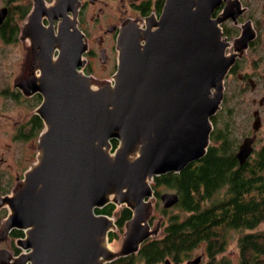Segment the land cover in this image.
<instances>
[{
    "label": "water",
    "instance_id": "1",
    "mask_svg": "<svg viewBox=\"0 0 264 264\" xmlns=\"http://www.w3.org/2000/svg\"><path fill=\"white\" fill-rule=\"evenodd\" d=\"M34 1L22 32L39 69L33 90L42 96L36 113L44 126L36 161L1 199L8 213L0 236L12 228L24 231L19 246L29 251L13 264H106L135 254L158 233L162 219L149 223L153 180L205 155L225 76L255 30L247 21L231 42L223 37L220 23L236 21L243 11L238 0H227L216 17L212 12L221 0H166L158 18L149 15L119 28L112 81H95L77 71L86 46L66 15L74 14L75 2L70 7L53 0L44 9ZM44 15L50 26H37ZM230 46L234 52L226 54ZM260 125L254 111L253 135L235 154L240 165L253 152ZM159 199L168 209L178 195L164 192ZM110 203L131 211L117 251L108 241L117 213L95 212Z\"/></svg>",
    "mask_w": 264,
    "mask_h": 264
},
{
    "label": "flooded vegetation",
    "instance_id": "2",
    "mask_svg": "<svg viewBox=\"0 0 264 264\" xmlns=\"http://www.w3.org/2000/svg\"><path fill=\"white\" fill-rule=\"evenodd\" d=\"M40 1H42L44 9H47L53 3V0ZM67 1L69 2L67 5L70 7L73 2L76 4L74 14L72 11H69L66 15L70 19L75 20L76 28L82 34V40L86 46L81 57L83 65L82 67H78L77 71L91 76L95 81H100L108 80L107 77H111L116 71V40L119 28L134 20L141 21L149 15H154L158 18L166 0ZM226 1L221 0V3L214 8L212 17H216L222 12ZM259 1L238 0L240 9L243 11L236 17V21L229 18L220 23L223 37L230 42L240 34L242 25L247 21L251 22L255 30V38L248 43L245 53L242 57L236 59L225 78L233 71L235 72L236 68H239L241 60H244L250 50L255 47L258 29L256 28L257 19L254 17L259 9ZM34 2V0H0V231L2 223L8 213L7 206L1 205V199L9 195L19 185L24 173L36 161L38 136L44 126L42 119L36 113V109L42 101V96L33 90L35 78L39 75V69L34 63L31 45L27 39L28 37L22 32L28 16L34 10ZM57 24L58 20H53L52 26L54 27L55 33L57 32ZM37 26H50L49 18L46 15L40 17ZM232 32L236 34L232 36ZM233 52L234 49L230 46L226 49L225 53L231 54ZM57 54L58 51H55L53 56L56 57ZM237 78L242 102H247L246 93L248 91L253 93L259 89L257 75L254 73L238 72ZM251 102L256 104L251 112L252 117L253 112L257 111L261 121V125L255 133V140L252 144L254 151L255 143L259 140V131L264 121V95L258 100L252 97ZM252 135L253 130L251 128V131L247 132L242 137V140ZM159 197L160 194L158 195ZM168 209L164 210L168 211ZM162 213L163 217L161 218L158 233L155 237H150L144 241L140 245V248L144 243L159 240L164 236L166 227L163 224L165 214L164 212ZM149 223L152 226L153 223ZM115 226L116 229L110 231L108 235L112 232L119 234L123 232L124 227L120 231L116 223ZM160 232L163 233L162 236L159 235ZM227 233L224 235H227ZM23 237L24 231L17 228L10 229L4 237L3 235L0 236V264H13L21 254L28 253L29 250H23L19 246V240ZM227 244L226 236L222 248L212 250L211 253L209 250H206L204 244H201L200 246L203 245L206 254L205 262L200 255L193 256V252L198 248L196 247L193 250L186 251L177 261L171 257H167L157 264H230L231 260L229 256L225 255ZM237 247V264H241L238 240ZM138 252L135 254H138ZM135 254L131 255L135 257ZM218 255L220 256L218 257ZM141 260L146 264L144 259ZM27 264H30V262L28 261Z\"/></svg>",
    "mask_w": 264,
    "mask_h": 264
},
{
    "label": "trees",
    "instance_id": "3",
    "mask_svg": "<svg viewBox=\"0 0 264 264\" xmlns=\"http://www.w3.org/2000/svg\"><path fill=\"white\" fill-rule=\"evenodd\" d=\"M219 112L211 117L212 125L219 121ZM116 144V140H112L113 148ZM237 149L238 144L230 139L228 126L223 129L213 126L209 146L200 160L178 173L154 178L152 186L156 198L159 191L155 186L174 190L178 202L173 207L182 215H169L164 236L144 243L138 252L139 259H144L146 264H157L167 257L177 261L186 251L201 244L211 253L222 248L224 234L230 229L252 230L264 225V143L254 149L242 165L235 156ZM115 209L117 206L110 203L95 212L108 216L117 213L115 223L122 231L131 211L125 206L118 211ZM115 237V232L110 233L108 241ZM238 246L241 264H264V228L241 235ZM135 262V257L129 255L106 264Z\"/></svg>",
    "mask_w": 264,
    "mask_h": 264
},
{
    "label": "rangeland",
    "instance_id": "4",
    "mask_svg": "<svg viewBox=\"0 0 264 264\" xmlns=\"http://www.w3.org/2000/svg\"><path fill=\"white\" fill-rule=\"evenodd\" d=\"M22 2V1H21ZM259 9L256 12V16L254 18L257 19L256 28L258 29V35L255 42V47L250 50V52L245 56L244 60H241L239 64V68H236V71L228 75L224 80V97L221 103L220 112L217 117L219 121L217 124L213 123L214 129L218 128H225L228 126L230 139L234 144H238L241 142L242 137L247 134V132L251 131V122L253 120L252 117V110L254 109L256 104L251 102V98H255L258 100L261 96L264 95V84H263V77H264V0H260ZM236 33H231V35H235ZM231 40V39H230ZM228 51V50H227ZM261 55V56H260ZM247 72V73H254L257 75L259 89L255 92H247L246 98L248 99L247 102H242V96L239 91V81L237 80L238 72ZM109 81H112L111 77H107ZM105 81V80H100ZM264 120V119H263ZM259 140L255 143V149L259 148L264 143V121L259 131L258 135ZM117 142V141H116ZM212 143V142H211ZM117 146V144H116ZM115 146V147H116ZM114 147V148H115ZM113 148V149H114ZM158 188L159 194L164 192H174V190L166 187V186H155ZM154 188V187H153ZM155 190V189H154ZM119 207H117L118 211ZM163 207L162 203L159 198L153 199V209H152V216L149 222L155 223L159 218L163 217L162 213ZM171 214H179L182 215V212L175 207L168 209L167 213L164 215V223L165 226L169 223V215ZM152 224V225H153ZM264 228V225L261 224L257 228L252 230H229L227 233V249H226V256H229L231 263L230 264H237V256H238V247H237V240L238 237L243 235L244 233L259 231ZM123 230V229H122ZM159 235H163L160 232ZM122 239V233H116V237L113 241L110 242V247L117 251L120 247ZM200 255L202 260L206 261V254L204 252L203 245L198 247L194 252L193 256ZM220 255H218L219 257ZM135 264H144L141 259H139V255L135 254Z\"/></svg>",
    "mask_w": 264,
    "mask_h": 264
}]
</instances>
